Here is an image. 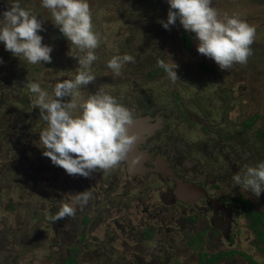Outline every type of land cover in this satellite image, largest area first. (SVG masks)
Segmentation results:
<instances>
[{
  "label": "rangeland",
  "instance_id": "374dc122",
  "mask_svg": "<svg viewBox=\"0 0 264 264\" xmlns=\"http://www.w3.org/2000/svg\"><path fill=\"white\" fill-rule=\"evenodd\" d=\"M88 3L101 41L94 50L97 59L91 68L96 78L81 86L83 95L102 88L131 114L152 104H167L178 121L186 112L181 110L183 101L210 123L218 140L230 142L239 153L248 150L252 165L264 162V0H212L221 16L237 14L256 28L247 62L226 71L197 52L192 33L183 30L178 21L167 30L161 26L166 0ZM21 5L41 19L42 42L50 44L52 52L50 62L30 64L0 43V264H62V258L74 247L80 253L74 264H204L200 253L209 256L230 248L234 253L211 264L262 263L263 241L250 226L251 217L246 216L240 199L244 197L264 217V191L257 198L233 186L232 181L230 188L239 197L241 216L232 228L231 245L227 247L223 241L215 244L214 238L205 234L210 242L201 237L202 245L197 247L194 231L167 228V219H152L143 212L145 206L164 208L168 199L157 192L159 183L154 177L132 179L121 163L97 169L87 177L69 175L42 155L38 132L46 123L33 106L35 96L29 86L37 82L51 93L56 82L72 78L76 72L78 65L71 55L77 53L50 22V12L41 6V0H21ZM183 35L189 39L188 46ZM116 54L134 57L118 76L106 63ZM171 59L178 65L179 79L175 82L159 66L161 60L171 64ZM17 138H24L30 148L24 157L18 156L21 144ZM81 192L91 194L83 204L76 200ZM64 206L74 208V214L63 217L64 223L52 222L49 217ZM84 215L88 216L85 223ZM255 227L264 230L260 223ZM147 230L152 231V237L142 239ZM81 235L84 238L79 241Z\"/></svg>",
  "mask_w": 264,
  "mask_h": 264
},
{
  "label": "clouds",
  "instance_id": "9594fccd",
  "mask_svg": "<svg viewBox=\"0 0 264 264\" xmlns=\"http://www.w3.org/2000/svg\"><path fill=\"white\" fill-rule=\"evenodd\" d=\"M7 3L8 7L0 12V43L4 49L30 64L50 62L52 46L42 42L41 19L31 9L22 7L21 0ZM166 3V18L159 20L165 30L178 21L183 30L192 33L197 52L212 59L221 70L247 62L256 33L254 25L237 14L221 16L212 0H166ZM41 6L50 12L53 26L74 46L77 54L71 56L78 68L72 78L56 82L51 93L37 82L30 84L29 90L35 96L33 106L46 123L38 132L37 146L42 155L67 174L87 177L122 160L135 139L128 131L132 116L125 105L102 88L87 95L81 92L82 85L96 78L91 68L97 59L94 50L101 41L93 27L88 0H41ZM132 61L134 57L130 54H116L106 63L118 76L122 66ZM159 66L170 81L179 79L175 70L178 65L173 60L171 64L161 60ZM231 179L233 186L258 198L264 191V162L245 165ZM90 195L81 192L76 200L86 203ZM73 214L74 208L64 206L49 219L55 222Z\"/></svg>",
  "mask_w": 264,
  "mask_h": 264
},
{
  "label": "flooded vegetation",
  "instance_id": "af4514ba",
  "mask_svg": "<svg viewBox=\"0 0 264 264\" xmlns=\"http://www.w3.org/2000/svg\"><path fill=\"white\" fill-rule=\"evenodd\" d=\"M6 4L7 0H0V12L5 10ZM193 105L197 108L198 104ZM182 106L181 110L186 112L180 116L179 121L174 110L167 104H152L138 114H131L133 117L149 115L152 118L150 123L153 130L145 133L143 140L136 145L137 151L145 153L140 157L145 172L132 171L129 174L126 162L121 160L119 163L123 165L126 175L132 179L145 180L154 177L159 183L157 192L168 198L163 204L164 208L155 205L153 208H143L149 218L163 219V222L167 219V228L194 231L199 242L195 244L197 247L202 245L201 237H204L206 243L210 242L205 234H210L215 244H221L223 241L229 247L235 235L232 228L238 224V217L241 216L238 203L241 202L244 210L246 204L250 205L244 197L239 202V197L233 194V189L230 188L231 177L237 171H242L245 165H252L248 158L250 152L247 150L245 153H239L230 142L218 140L217 136L212 134L214 131L210 123L198 117L183 101ZM197 117L202 122L199 128ZM233 136V132H230V137ZM178 180L200 189L187 194V191L178 187ZM221 183L228 186L221 188ZM219 189L224 191H217ZM85 217L88 216L84 215L83 218ZM148 231L150 235L147 236ZM151 233L152 231L147 230L142 239L151 238ZM231 250L234 251L230 248L228 254L234 253L230 252ZM218 252L226 251L216 253Z\"/></svg>",
  "mask_w": 264,
  "mask_h": 264
},
{
  "label": "water",
  "instance_id": "95a60500",
  "mask_svg": "<svg viewBox=\"0 0 264 264\" xmlns=\"http://www.w3.org/2000/svg\"><path fill=\"white\" fill-rule=\"evenodd\" d=\"M151 119L152 118L149 115L137 117L132 116L131 122L128 125L129 134H133L135 136L134 141L129 146L124 157L122 158V160L127 164L126 169L129 174H131L132 171H142V173L145 172V167L142 165V158H140L143 157L145 153L143 151H137L136 145L139 143V141L143 140L142 137L145 135V133H149V131L153 130V125L150 123ZM177 185L183 191H187V194H192L200 189L195 185L183 183L180 180L177 181ZM221 208L224 210L223 207Z\"/></svg>",
  "mask_w": 264,
  "mask_h": 264
},
{
  "label": "trees",
  "instance_id": "16d2710c",
  "mask_svg": "<svg viewBox=\"0 0 264 264\" xmlns=\"http://www.w3.org/2000/svg\"><path fill=\"white\" fill-rule=\"evenodd\" d=\"M183 43L186 46H188L189 39L185 35H183ZM262 134L264 135V129L262 130ZM17 140L21 144V147L18 148V156L24 157L30 151V148L25 145L26 143H24V138H22V139L17 138ZM21 161H22V159H21ZM244 207L246 208L247 215L250 216L251 220H252V223L250 224V226L253 228L254 232L257 235V237L260 240L263 241V246H261L260 249L264 252V230L263 231H259L255 227L256 224H258V223H260L261 225H264L263 214L260 211L253 210L250 205H248V206L245 205ZM58 221H61L62 223H64V220H62V219H58ZM86 221H88V217L84 218V223ZM35 230L37 231L38 228H35ZM83 235L80 236L79 241L84 238ZM146 235L147 236L150 235V232L148 231V233ZM7 248L10 249V252H11V247L8 246ZM77 250H79V248L78 249L75 248V247L72 248V249L70 248L69 253L62 258V264H74L75 262H77L78 261V256L80 254V253H76V252H78ZM230 252H234V251L231 250ZM228 253H229L228 251H226V252H218V253H215V254H210L209 256H207L206 253L205 254L204 253H200L199 259L204 264H211L212 261H217L218 259H220L221 256L222 257H226V255ZM204 255H206V256H204ZM15 257L16 256H14V258ZM2 261H4V259ZM254 264H259V263L254 262ZM260 264H264V261L262 263H260Z\"/></svg>",
  "mask_w": 264,
  "mask_h": 264
}]
</instances>
